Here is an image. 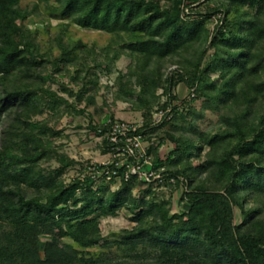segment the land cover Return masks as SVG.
I'll list each match as a JSON object with an SVG mask.
<instances>
[{
  "label": "trees",
  "instance_id": "1",
  "mask_svg": "<svg viewBox=\"0 0 264 264\" xmlns=\"http://www.w3.org/2000/svg\"><path fill=\"white\" fill-rule=\"evenodd\" d=\"M21 3L0 0V115L12 114L0 146V264H264V0ZM41 4L46 30L60 20L47 49L30 26ZM73 25L111 37L89 44L71 34ZM124 56L126 70L116 69ZM180 84L186 97L171 94V118L154 125L155 107L169 105L161 95ZM103 88L141 112L134 134L149 141L162 181L126 179L135 158L118 155L125 138L106 136L114 116L97 123L87 111ZM207 110L218 114V129L198 126ZM44 114L90 116L112 161L82 163L67 182L78 161L55 143L62 130ZM51 159L56 167L42 165ZM122 209L134 225L104 236L102 219Z\"/></svg>",
  "mask_w": 264,
  "mask_h": 264
},
{
  "label": "rangeland",
  "instance_id": "2",
  "mask_svg": "<svg viewBox=\"0 0 264 264\" xmlns=\"http://www.w3.org/2000/svg\"><path fill=\"white\" fill-rule=\"evenodd\" d=\"M34 3L35 0H22L21 5L23 7H32ZM47 18L48 15L45 12L44 5L41 4L38 16H33L32 19L34 21L30 22L31 27L40 28L38 39L42 42L45 49L49 47L50 41L58 33L59 28L57 27V24L60 22V20L51 19V25L46 30L44 27L46 22L45 20H47ZM70 31L74 37H80L89 44H97L99 46L105 45L111 37L108 33L84 29L76 25L71 26ZM58 53L59 49L56 47L54 49V54ZM129 63L130 59L127 56H124L117 62L116 69L126 70ZM167 65L171 67L172 64L167 61ZM115 75V72L111 74L110 80L106 75H103L101 81L103 83H107L108 81L112 82ZM60 81L69 82V79L67 77H63ZM71 86H73V84H71ZM52 87L55 90L60 89L59 83H52ZM177 90L179 91L181 98L184 99L188 93V89L184 87L183 89H179L178 86ZM79 105L80 107H84L85 102H82ZM193 105L198 109L201 108L202 99L195 100ZM87 111L92 115L97 123L101 122L105 118L106 114H112L117 120H127L136 124H140L142 121L141 112L133 110L129 103L114 101L113 89L103 88L96 97V105L89 106ZM42 117H48L51 125H54L57 129L62 130V136L55 139V143L58 145L62 144L63 147L61 148V151L67 153L70 157L78 161V164L75 167L69 168L65 174L64 177L67 182L78 174L77 171L81 167L82 163H107L108 161H111V154L105 153L103 150V137L97 135L92 129L90 116L83 114H66L59 117L56 115L50 116L49 114L48 116V114H44ZM11 119L12 114L10 113L0 115V146L3 131L9 125ZM198 126L201 130L218 129L220 127V124H218V114L207 110L206 116L198 121ZM171 146L172 142L169 141L162 146V149L163 151H167ZM42 165L44 167H56L58 162L55 159H51L44 161ZM203 176L205 175L203 174L202 177ZM159 191L161 192L160 195L164 197H169L172 194V191L169 188H160ZM255 204L256 203L253 199H248L246 206L250 207ZM235 211L236 221L240 222L242 219L241 211L237 206L235 207ZM133 225L134 223L130 221L128 211L126 209H122L115 217H107L101 221L102 232L106 237H109L112 232L119 231L123 228H130ZM66 240L70 241L69 239Z\"/></svg>",
  "mask_w": 264,
  "mask_h": 264
},
{
  "label": "built area",
  "instance_id": "3",
  "mask_svg": "<svg viewBox=\"0 0 264 264\" xmlns=\"http://www.w3.org/2000/svg\"><path fill=\"white\" fill-rule=\"evenodd\" d=\"M184 11L189 13V7L183 6ZM217 22V20H216ZM215 22V23H216ZM174 68H177L176 65H172L169 67V70H172ZM162 93V91H160ZM171 94L173 95H178L180 98V93L177 89L172 90V93L165 94L163 93L161 95V102H168L169 105L165 108H160V107H155V110L153 112V124L154 125H160L164 122L165 119H170L172 116V109L173 106L178 104V100H170ZM190 97L193 98L195 97L194 90L190 94ZM142 122V121H141ZM141 124V123H140ZM140 124L132 123L131 121L127 120H117L112 124V128L109 132L106 133V136L114 143H117L121 138H125L126 140V145L121 148V152L118 153L121 157H125L124 159H127L126 157H134L135 162L128 164L129 170L125 173L126 179L129 178L130 173H138L139 178L143 181H151V180H160L162 181L161 174L159 172H156L155 170L151 169V157L146 154L147 152V147L149 146V141L145 140L144 137L141 134H134L135 131H137L138 127ZM120 150V147L118 148ZM111 154V158L113 159L114 154ZM111 159V161H112ZM122 159L121 161H124ZM141 159H143L144 164H147L148 167L147 169H143L141 163ZM111 161H108L107 163L103 164H108ZM119 164V163H117ZM163 170V168H161ZM105 172V175H107V178L110 179L111 173L110 171H97V173ZM116 173V171H113ZM171 181H174V178H171Z\"/></svg>",
  "mask_w": 264,
  "mask_h": 264
},
{
  "label": "crops",
  "instance_id": "4",
  "mask_svg": "<svg viewBox=\"0 0 264 264\" xmlns=\"http://www.w3.org/2000/svg\"><path fill=\"white\" fill-rule=\"evenodd\" d=\"M183 87L186 88L185 85H183V84H180V85H179V89H183ZM186 89H187V88H186Z\"/></svg>",
  "mask_w": 264,
  "mask_h": 264
}]
</instances>
